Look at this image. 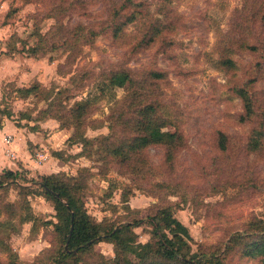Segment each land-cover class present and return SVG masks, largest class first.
I'll list each match as a JSON object with an SVG mask.
<instances>
[{"label": "rangeland", "instance_id": "374dc122", "mask_svg": "<svg viewBox=\"0 0 264 264\" xmlns=\"http://www.w3.org/2000/svg\"><path fill=\"white\" fill-rule=\"evenodd\" d=\"M263 15L264 0H0V129L8 125L37 131L42 139L54 137L48 144L53 147L31 148L35 159L49 152L40 162L50 166L49 175L77 176L89 168L84 202L96 221L117 225L173 205L191 233L195 252L225 250L232 236L264 221V138L261 151L248 149L253 131L264 125ZM130 16L135 20L115 37V26ZM155 28L161 29L158 35ZM39 35L45 42L38 43ZM38 44L42 49L36 56L31 50ZM122 71L133 79L129 105L137 91L171 122L166 131L184 136L173 167L162 146L145 150L143 175L125 173L111 159L98 161V154L91 160L57 159L55 152L67 159L82 151L67 143L73 131L60 133L53 125L42 129L39 122L46 118L40 112L48 103L42 96L21 99L15 90L40 84L62 91L59 99L71 107ZM152 73L165 78L155 80ZM245 87L257 102L256 116L248 123L240 121L244 105L237 94ZM127 88L99 99L88 117L89 138L110 133L108 117L128 107ZM222 134L226 151L220 147ZM23 174L27 180L19 184L31 186L27 181L33 177ZM125 198L133 211L123 205ZM8 202L16 207L24 203L17 187L0 191V222L11 216ZM28 202L40 222L16 223L15 232L0 227V264H55L54 205L39 195ZM150 230L149 225L136 228L140 243L149 241ZM96 251L114 258L112 244L100 243ZM225 262L261 264L238 251Z\"/></svg>", "mask_w": 264, "mask_h": 264}, {"label": "trees", "instance_id": "16d2710c", "mask_svg": "<svg viewBox=\"0 0 264 264\" xmlns=\"http://www.w3.org/2000/svg\"><path fill=\"white\" fill-rule=\"evenodd\" d=\"M262 19L264 21V15ZM134 20V16H130L126 22L118 23L114 36L118 37L123 33L125 25ZM160 32V28H155V35ZM39 38L38 43L45 42L42 35H39ZM39 45L31 50L36 56L42 49ZM251 50L255 51L256 48L251 47ZM224 63L235 68L231 60ZM152 76L155 80L165 78L163 73H152ZM127 85L130 88H127L124 100L126 99L128 107L121 113L108 117L110 133L107 136L89 138L88 117L93 107L98 104L99 99L103 100L107 95L114 94L116 89ZM132 86L133 79L130 73L115 72L97 87L95 95L90 94L71 107L65 106L64 101L59 99L62 91L46 90L40 84L15 91L21 99H27L32 95L42 96L48 103L47 108L40 112L42 119L56 120L60 123L61 129L73 131L67 143L81 146L82 151L68 156L67 159L61 152H55L54 156L57 159L68 161L72 157L74 159L85 157L91 160L97 159L98 154L100 156L98 161L111 159L110 161L120 165L125 173L143 175L146 166L145 150L153 146H162L166 149V162L173 167L177 152L184 146V136L179 131H166L171 122L159 115L158 105L146 102L137 91L132 94L129 105ZM237 94L244 105L240 121L251 122L257 113V102L247 87L237 89ZM260 128L262 129H255L251 135L248 144L250 152L262 150L264 125H260ZM226 139L222 134L220 147L223 151L227 149ZM90 176L91 170L82 168L77 176H69L62 172L53 173L40 176L39 180H28L31 186H25L19 184L20 180H27L22 172L4 170L0 173V191L9 192L15 186L24 198V203L18 207L14 202L5 204L11 216L0 222L2 231L5 228H11L13 232L18 231L16 223L19 226L27 223L34 226L38 224L40 220L34 214L28 197L39 195L52 202L56 211L57 222H51L59 242L52 259L55 264H226L227 257L235 251H238L241 257L258 260L264 264L263 220L254 222L251 229L245 233L232 236L225 250L212 249L208 252L199 248L195 252L188 227L176 217L177 206H158L146 218H135L131 222L124 221L117 225L96 221L88 213L84 202ZM123 205L126 209L132 210L129 198L123 200ZM73 223L74 231L71 232ZM146 225L151 227L148 232L150 239L147 243H140L135 230ZM103 242L113 245L114 258L108 259L97 253L96 246ZM0 243L3 245L1 240ZM5 250L9 252V246H6ZM14 261L17 264V260Z\"/></svg>", "mask_w": 264, "mask_h": 264}, {"label": "crops", "instance_id": "0c3cea01", "mask_svg": "<svg viewBox=\"0 0 264 264\" xmlns=\"http://www.w3.org/2000/svg\"><path fill=\"white\" fill-rule=\"evenodd\" d=\"M42 129H46L49 125L58 127L60 133L67 129H60L59 122L50 118H46L44 121L39 122ZM7 128V129H5ZM6 130V131H5ZM37 131L17 127H11L6 125L3 129H0V173L4 170H11L15 172H26L30 174V177H36V175H49L48 171L50 166L48 164L43 165L37 157L33 158L32 150L37 146L41 145L42 148L53 147L49 146L54 137L51 138H39L37 137ZM36 133V134H35ZM70 135V131L68 132ZM12 137L10 143L6 141L8 137ZM71 137V136H70ZM69 137V138H70ZM5 147V148H4ZM19 149V150H18ZM45 154L42 155L46 159L49 158V152L44 151ZM31 180V179H30Z\"/></svg>", "mask_w": 264, "mask_h": 264}, {"label": "built area", "instance_id": "2783aa9c", "mask_svg": "<svg viewBox=\"0 0 264 264\" xmlns=\"http://www.w3.org/2000/svg\"><path fill=\"white\" fill-rule=\"evenodd\" d=\"M11 140H12V137H10V136L6 139V141H7L8 143H10ZM45 158H46V157H44V156L41 155V154L38 155V159H39L40 161H43Z\"/></svg>", "mask_w": 264, "mask_h": 264}, {"label": "water", "instance_id": "95a60500", "mask_svg": "<svg viewBox=\"0 0 264 264\" xmlns=\"http://www.w3.org/2000/svg\"><path fill=\"white\" fill-rule=\"evenodd\" d=\"M72 220L74 222V217L72 218ZM73 231H74V223H73L72 228H71V232H73Z\"/></svg>", "mask_w": 264, "mask_h": 264}]
</instances>
